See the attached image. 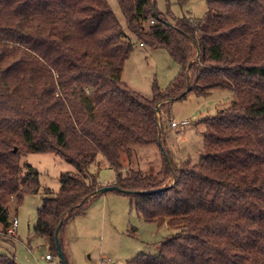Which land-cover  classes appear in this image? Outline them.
Listing matches in <instances>:
<instances>
[{
    "label": "trees",
    "instance_id": "16d2710c",
    "mask_svg": "<svg viewBox=\"0 0 264 264\" xmlns=\"http://www.w3.org/2000/svg\"><path fill=\"white\" fill-rule=\"evenodd\" d=\"M117 1L136 40L180 67L165 91L154 85L147 97L123 81L134 41L107 0H0V225L12 198L42 190L26 153L59 155L75 169L57 192L43 189L34 224L58 252L57 227L62 247L67 222L103 195L90 169L101 155L130 193L113 191L146 222L179 230L127 264H264V0H206L198 19L156 0ZM216 88L232 97L204 120L200 161L173 163L159 105ZM150 144L173 184L124 166ZM0 264L18 263L2 254Z\"/></svg>",
    "mask_w": 264,
    "mask_h": 264
},
{
    "label": "rangeland",
    "instance_id": "374dc122",
    "mask_svg": "<svg viewBox=\"0 0 264 264\" xmlns=\"http://www.w3.org/2000/svg\"><path fill=\"white\" fill-rule=\"evenodd\" d=\"M107 1L134 41V50L124 66L123 81L147 97L153 95L154 85L165 91L178 76L180 67L166 49L142 46L129 31L118 1ZM156 7L161 12L170 8L175 17L186 15L192 19L201 18L208 9L206 0H156ZM231 97L228 89L216 88L208 95L190 92L184 98L168 102L166 106L162 103L159 105L162 144L173 163L179 165L190 161L197 164L200 161L204 147V120L226 107ZM173 119H187L189 123L172 127L170 123ZM133 149L130 162L124 161L127 169L152 173L156 179L163 180L165 186L174 183L172 176L164 179L161 173L163 153L158 145L135 146ZM23 160L39 172L42 190L39 193H26L21 204L11 199L9 217L16 215L19 218L17 236L9 238L0 233V255L14 256L18 264H63L47 239L35 232L34 224L43 204V189L50 187L57 192L61 186V173L75 168L59 155L48 152H27ZM90 169L104 187L114 184L117 173L105 157L100 155ZM177 232L178 229L165 223L146 222L135 210L128 195L109 190L96 198L85 213L67 222L61 243L67 264H127L138 254H158L161 243ZM47 254L52 259H47Z\"/></svg>",
    "mask_w": 264,
    "mask_h": 264
},
{
    "label": "built area",
    "instance_id": "2783aa9c",
    "mask_svg": "<svg viewBox=\"0 0 264 264\" xmlns=\"http://www.w3.org/2000/svg\"><path fill=\"white\" fill-rule=\"evenodd\" d=\"M189 121L187 119H181V121H175L174 119L171 121L170 125L172 127H179L181 125H186L188 124ZM19 224V218L14 215L10 218L9 220V225L6 228H3L0 225V233L4 234L5 236H8L9 238L16 237L17 236V227ZM47 259H52V256L50 254L46 255Z\"/></svg>",
    "mask_w": 264,
    "mask_h": 264
},
{
    "label": "water",
    "instance_id": "95a60500",
    "mask_svg": "<svg viewBox=\"0 0 264 264\" xmlns=\"http://www.w3.org/2000/svg\"><path fill=\"white\" fill-rule=\"evenodd\" d=\"M160 107H158V110H159ZM109 190H117V191H124V192H127V193H130L129 190H124L122 189L121 187L117 186V185H108V186H105L104 188H102L99 192L100 193H105ZM61 225V224H60ZM60 225L57 227L56 229V246L58 247V255L60 256V260L63 264H67L66 260H65V255H64V251H63V248L61 247V244H60V241H59V228H60Z\"/></svg>",
    "mask_w": 264,
    "mask_h": 264
},
{
    "label": "crops",
    "instance_id": "0c3cea01",
    "mask_svg": "<svg viewBox=\"0 0 264 264\" xmlns=\"http://www.w3.org/2000/svg\"><path fill=\"white\" fill-rule=\"evenodd\" d=\"M205 15V14H204ZM141 45L143 46V44L141 43ZM113 183H115V181L113 182ZM100 193V192H99ZM102 196V195H101Z\"/></svg>",
    "mask_w": 264,
    "mask_h": 264
}]
</instances>
